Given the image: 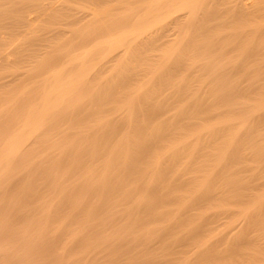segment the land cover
<instances>
[{"label": "rangeland", "instance_id": "1", "mask_svg": "<svg viewBox=\"0 0 264 264\" xmlns=\"http://www.w3.org/2000/svg\"><path fill=\"white\" fill-rule=\"evenodd\" d=\"M75 1H77V0H75ZM75 1H70V6L73 9L75 8L77 10L76 7H80L83 4L80 3L81 0H78L77 2H75ZM4 8H1V10L2 11L4 10L6 13L7 8H6V10ZM168 8L166 7V9H165V7H164L162 10L167 11ZM76 10H74V11H76ZM170 11L172 13H170L168 15L166 14L167 16L166 15L164 16L163 23L165 21L168 23V21L170 20L169 17L170 16H171V18L173 17V8ZM61 13L63 14V12H60V14H57V15H61ZM64 13H66V12H64ZM10 14L12 15V13H10ZM14 14L15 13H13L12 16H14ZM7 15H6L7 17H11L12 19L14 18L8 14V11H7ZM233 15L235 16L236 13L235 14L230 13L228 15H226V14L223 15V17L225 18L223 20L227 24H229L230 26H234L236 24L239 26V25L250 24V23L256 24L258 22H261V23L264 22V18L258 19V17H254V15L248 16L245 13L244 14L241 13L240 15H238L237 19H235L237 16L234 17ZM243 15H245V16L247 15L249 18L250 17L251 18L250 19L246 18L247 16L245 17ZM6 16L3 17L4 20L6 19L5 18ZM240 16H242L243 19ZM55 17H54V19L52 17L50 19L47 18L45 21H39V22L36 21L37 22V23L35 22L36 26L33 24L32 29H30L31 26L25 27V25H23L25 27V29L23 26H20L23 28H20L18 26L19 29L18 28L14 29L15 24L13 25V22L12 23L10 22V21H12V20H10L11 18L10 19L7 18V21L6 20L1 21L3 23L0 22V33L2 32L3 33L2 35L5 34V37L6 38L8 37L7 40H12V43L14 42L13 44H15V42H16L15 47L12 44V47L16 51L15 53L18 54L20 51H22L19 53V55L14 53V55H13L14 58H10V60H11L9 62L10 64L8 63V61H5L4 58H3V60L0 59V66H1L0 67V82H1L0 83V142L1 143H2V139L4 140V138L6 136H8L11 131L13 132L14 130H16V128L19 125L18 123H20L22 115H24L25 112L28 110V109L26 110V107L29 108V107L35 106L36 105L35 103L38 102L41 95L45 92L44 90L47 91V88L49 87V84L48 85L45 84V86L46 85L48 86V87L47 86L45 87L43 85V83H41V82H42V79L44 78L42 76V74H43L42 70L44 68V64H46V62H48L51 59V58H48V57H51V55L50 56L47 55L45 57L43 56L44 58L42 56H40L41 59L43 58L41 60V62H43L42 63L43 65H40L39 63H37V64L35 63V62H40L39 61L40 59L34 58V56L36 54L34 55V54H32V52L35 50L38 51V49H39L40 50L39 53L45 52L48 54H50V53L53 54L52 50L53 49L58 50L61 46V47L67 48L66 51H64V49H62V48H60L61 50L59 49L60 51H63L62 52L63 54H61V55H64L66 52H68V48H70L69 45L67 44L69 42V40L71 39V37L69 36L70 32L75 31L76 29L79 31L80 27L84 26V24L80 25V23H78V25H76L75 28L72 26L66 27V26H64L65 21L67 22L66 17L64 18L62 16L61 17L58 16V17H56V19H55ZM226 18L227 19L229 18V19L227 20ZM166 19H168V20H166ZM230 19H231V21H230ZM238 19H240V20L237 21ZM55 20H57L59 25H63V26H60V28H61L60 30L63 29V31H66V30L68 31V29H69V31H68L69 34L67 37H65L66 39L65 38L61 39L62 43L60 42V40H59L60 43H55L56 40H52L51 42L46 43V42L42 41L41 37L44 34L46 35V33L50 34V32H49L50 30L54 31V30L59 29V25H58V23L55 24L56 23ZM232 20L234 21V23ZM214 22H216V21H214ZM61 23H63V24H61ZM8 24H10L11 26H7ZM164 24L161 25L162 27L159 26L157 28V32H156V27H153V28H151V30L149 29V32L145 33V36H147L151 32H154V33L156 32L157 41L155 42L154 46H152V47L151 46L146 47V45H144V49H146L147 52L144 54V56L142 54L141 57L139 56V54L138 55L136 54L138 57L136 58L134 56L135 60H136V62H134V63L132 62V61H135L134 57H130V55H132V56L134 55L133 47L136 45V43L134 45L133 42L129 43L126 47L121 49V51H123V53L125 54V57H123L124 58L123 59L122 56H124V54H122L119 57L118 61L116 60L117 61L116 63H113V61H115V60H113L114 58H112V57H114V54L111 53L108 55L109 57L107 56V53H109V51L107 50L108 49L107 45H106L107 48L103 50L104 53L102 51V46H103L102 44H101L102 46L100 45L101 48H98L99 50L97 49V50L93 51L92 56L89 55V57L87 58V62H90L92 57H93V59H92L93 61L91 60V62H96L97 59H98V62L100 61L99 63L96 62L97 65H96V63H94V64H92L91 62L88 63V64L94 65L96 72L98 70L99 73L97 72V74H93V76H95L96 79L94 78L95 79L94 80L90 77V79H91V81H90L89 76H88V78H87L88 80H87L86 86H85L86 88L84 87V85H83V87L85 89L82 87L84 90L82 88H80V90L82 89V91H79V92H82V94L79 93L76 96L72 97L71 100L68 99L69 103L67 102L68 105L66 104L65 108L69 107L70 110H68V112L66 113V110L63 109L64 112H61L62 111L61 110L60 113H58L57 115L54 116L55 118L53 117L51 119V121H50L51 126L49 129L54 130L56 128L57 131L51 130L53 132V133H51L50 130L48 129L45 132V135L43 134L42 136L39 137V140H37V142L35 143L36 146L34 145L35 147L33 146L34 148H32V150L35 149L36 152L37 151L39 152V150H36V147H38L37 149L40 148L41 153L42 152L48 153L49 155L47 154V156L44 155V153H43V156L45 159L49 156H53L54 153L57 156L59 154L58 151L55 152V150L51 149L52 147H51L50 143L57 142V141H59V142L70 141V140L72 141L74 139L78 140V138H80V136L76 137V138H75V136H77L79 131H81V127L82 128L87 127L86 129L84 128L85 130H87L88 128H89L88 129L89 131L91 129L93 130V133H91L92 130L90 131V134L88 135V137L94 136L93 134L98 135V133L100 132V134H101L100 136L102 138H105L104 140L108 141V144H112L115 141L117 142L120 139V137L122 136V134H124L125 132H128V130H130V131L132 130L130 127V123L132 122V120H129V118L133 119V121H136V120H139V119H137V116H138V118H140L142 116L140 118V121L145 120L144 111L146 110L147 107H151L154 110L153 115L155 117H153V118L155 120H153V124L154 123L158 124L161 122V120H162V122L160 124L168 123L167 122L168 118L170 120L172 119V121H170L171 124H176L180 127H181V125L183 127L186 123H188L189 125L188 124H186V125H188L189 128H192V129H190L189 131H188V129L185 130L184 132H186V133H188V132L192 133L195 130H198L203 125L215 124L218 120H225V119L230 120L231 119L233 124L235 125V127L233 126L234 127L233 129H235V131H238V133L241 132L240 134L242 136H244L243 137L245 139L244 141H247L248 144L245 146L244 150L242 151L241 158L239 160H234V162H231V163L228 162L229 164H227L226 165L227 167L224 168V170H226V169L231 170V168H228V166L232 167L235 164V167L234 168L232 167L233 169L231 170L234 172H228V174L225 175V177H226L225 181H224V179H219L218 180L219 182L217 181V186H215L217 194H221V192L223 191L224 188H225L224 191H226V192L223 191L224 193L221 194V196L220 195L218 196L219 197L218 200H214V201H212V203L205 204V206L202 209H198V207H197L198 205L197 206L195 205L196 208L194 206V208L192 210H190L193 207V205L195 204V202H194L195 199H193V198H195L194 195H196L194 192L195 191L194 189L195 188H196V190L198 189L197 185H199V183L202 182L201 177L204 176V174H205V167H203L204 168L203 169L202 167H200V166L198 167V165H197V163H198L197 160H201V158L199 159L200 150L197 152L198 157L192 158V159H194V161H196L195 165L192 163V165L194 166L193 168H190V166L192 167V165H190V166L188 165V162H189L188 158L182 160L181 161L182 164H181V162L179 163L181 165L178 164V166L176 165L174 167L175 169L173 171H176L177 175L173 176L174 177L173 183L175 182L174 187L177 189H175L173 187V192H174L173 198L171 200H168L164 205L163 204L158 205L155 208V210L157 209L159 212L156 210L154 215L152 213H150L149 206L147 204H148V199L150 197L149 196L150 193L155 189V186H156L155 183L156 182L150 181V179H151L150 177L152 175V172L150 170L145 169V167L143 165H141L142 168H140V170L133 171L129 168V166H126L125 164H123L122 161L118 160V161H116L117 162L116 165L118 166V168L114 169L112 174L110 173V176H109V182H110L109 184L112 186L111 193H109V195L107 197L105 196L106 193L104 194V197H103V195L101 197V196H99L100 193L97 194L95 191L86 192L87 190L85 191V189L88 185V184H86V181L88 180V182H89V181H91L89 179L97 178V177L99 179L104 173L103 172L104 168H103L102 164L105 163L106 159L108 158V156L110 154L109 148H105L102 150V152L101 151L97 152V156H91L90 155L91 156L90 157V156H88L89 154L85 155L87 157L85 158V156H84V158H83L84 160L80 161L82 164L78 163L77 166L75 167V169L72 170L71 172L67 173L65 176H63V177L58 176L59 178H62V179L58 183L56 181L55 184L58 187V188H56V190L53 186L55 184H53V185H48V183L43 184V182H41L42 181L41 179H40L41 181L37 183V181H39V179L38 180L35 179V182H36L35 185H37L36 186L37 188L34 187L33 190H29L31 194H29V192H28V195L25 194V195H27L26 197L28 198V201H26L27 199L25 200V195L22 196L21 193H19L20 195L18 194L19 196L17 194L15 195V199L13 198V201H12V204L13 203L14 204L12 205L13 210L11 211V213L7 209L8 211L7 210H6V212L4 211V213L1 214V216H0V221L2 222V224H4L6 226V227L5 226L1 227L2 224L0 222V229L2 228V230L6 233V234L4 232L0 233V237L1 236L3 237V238L2 237L0 238V242H2V241L7 242V240L9 239V237H8L9 233L8 232H10L11 228L14 227L13 231H11L12 235H13L12 236L13 239H11V241H10L13 244H11L9 241H8L9 244H7L8 242L6 244L4 242H2V244H1L3 246L4 250L8 249L9 251L8 250H7V252L3 251V250L1 251V254L3 253L2 254L3 256L6 253L7 261L5 258L6 256L2 257V259H1L2 255L0 254V263L6 264L8 262V264H90L93 262L96 263V261H97V262H99V264H159V263L160 264H196L197 259L198 260L200 259L201 254H203V256L206 254V253H204V251H206L208 253H210L211 250L216 251L217 253L220 251L221 253L223 252L222 255L224 254V252L227 253L229 250V247H230L229 246L230 243H232L234 240H236L238 238V236H240L242 234V232L245 229H247L245 227L246 222L244 220V217L239 212H240V210H242L246 206L253 204V201L255 200L256 197L264 194V119H263L264 117H262V115L264 114V110L257 112L254 116L252 115V117L249 119V121L247 123H243V118H245L247 115H251L252 112L254 111L255 106L258 104L259 101H261L260 99L262 97H264V87H263L264 85H261V83L264 84V81H263L264 80V71L259 76L262 81L259 83L260 79L259 80L257 79L258 86L260 85V87H258L256 84V86H255L256 89H255V87H254V89H252V88L250 89L253 92H251L247 89L245 92V89L243 88L242 85H244V87H245L247 82H245L246 79L243 78L241 75L239 76V75H234L233 73L232 74L227 73V74H223L221 76V74H220L221 72L215 73L216 74L215 75L212 72H210L208 70V68L201 67V65H204V63H205L204 61H199L198 62L199 68L192 71L193 73L191 71L190 72L188 71L191 76L188 75L189 73L186 74L184 70L182 71V73H185V75L181 76L182 74L179 73L180 77H185L184 80L186 81V82H182V81L180 82V86L182 88L179 87V85H178L179 84L178 81H180V80H177V83L175 82L176 77H174L175 81L173 80L176 83V85L174 82H171L170 83L171 87H167V85L169 83L168 84L162 83V80L160 78L163 79L164 76L168 77L171 74L168 75L166 72L163 77L161 75L157 76V74H155V77H153L155 72H153V75L151 74L152 73L151 69L154 68V66H156L155 68H158L159 65L161 64V61H162L163 56H164V55H162L163 54L162 52L165 50L164 52H166V54H167V53L173 51V46H172L173 45V25H169V26L165 27ZM3 25H5L7 27L4 29ZM12 26H14V27H12ZM8 27H10V29ZM71 28H74V29H71ZM248 28H250V27H248ZM33 29H35V30L33 31ZM7 30L10 34H8ZM10 30H11V32H10ZM13 30L18 35L17 34L14 35ZM20 30H21V32H18ZM170 31H171V33H170ZM261 31L262 32H259L256 35L255 42L257 41V43L259 44L260 39H261L262 43H260V44L264 45V42H263L264 41V35H263L264 33H263V30H261ZM71 33L73 35V32H71ZM19 34H22V35H19ZM26 35H28V36L26 37ZM31 36H34V37H31ZM28 37H31V38H28ZM43 37H45V36H43ZM19 38L21 39V40H19V42L23 43V45H22L23 48H22V46L20 48V45L22 43L19 44V42L17 41ZM37 38L39 39V41ZM28 39L33 40V42L31 40L28 41ZM30 42H32V44L33 43L36 44V45L35 44L33 45V46H35V48H33V46H31V45L27 46L28 44H30ZM36 42L37 43L39 42L41 45L39 46V43L37 44ZM43 42L48 45V46H46V48L43 47V45H42V44H44ZM63 42L66 45L63 44ZM17 43H18V45H17ZM37 46H39V48ZM130 46H133V47H130ZM24 47H26L27 49H24ZM28 47H32V49H29ZM48 47L51 48L50 49L51 51L49 50ZM104 47H105V44H104ZM170 47L172 48L171 50L168 49ZM19 48H20V51L16 50ZM40 48H42V49H40ZM21 49H23V50H21ZM129 49L132 51H129V53H128L127 51ZM134 49H136V48H134ZM59 50L56 52L59 53ZM23 51H25V52L23 53ZM125 52H127V54ZM27 53L28 54L31 53L32 56L31 55L26 56ZM54 53H55V51H54ZM24 54L26 57L24 56ZM93 55H95V56H93ZM101 55H103V56L101 57ZM110 55H112V57ZM18 56H20V57H18ZM139 57L140 58L143 57L142 58L143 61L141 59H140L141 61L140 60L137 61L139 59ZM158 57H160V58H158ZM19 58H21V59H19ZM25 58H27V59H25ZM45 58L48 60L46 61ZM120 58H122V59L120 60ZM127 58H130V60H132L130 62L133 63L132 64L133 67L129 65V63H130L129 60H127V61L125 60ZM103 59L105 61H101ZM108 59L110 61L112 60L111 61L112 63L106 61ZM159 59H160V61H159ZM23 60H24V62H23ZM33 60H34V62H33ZM144 60H145V62H144ZM125 61L128 64V68L126 66H124L126 68V70L124 67L122 70H119V69H121L120 67H122L124 65ZM157 61H159L158 62L159 64L157 63ZM103 62L104 63L106 62V63L104 64ZM237 62L239 63V61H237ZM257 62H259V61H257ZM27 63H30L32 66L30 64H28V66H27ZM7 64H9V65H7ZM21 64H22V66L26 64L25 68L22 67ZM35 64L39 65L40 67L43 66L41 68L42 70L40 69L39 66L38 67L35 66ZM98 64L102 68L100 66H98ZM106 64H107V66H105ZM117 64H118V66H117ZM141 64H142V66H140ZM245 64H247V62H245ZM259 64L261 67L264 66V65H262V64H264V60L260 61ZM3 66H5V67H3ZM95 66H97V68ZM108 66H109L108 70H105V69H107ZM110 66H112V67L110 68ZM129 66H130V68H132V69L135 68V69L130 70ZM144 66H145V68L143 69ZM151 66H153V67H151ZM36 67H37V70L39 69L41 72L40 71L38 72L35 69ZM116 67H118V68H116ZM94 68H93V70H94ZM112 68H114V70ZM99 69H100V71H99ZM111 69L113 71H111ZM115 69H118V70L116 71ZM263 69H264V67H263ZM104 70H105V72H104ZM123 70H125L126 72H123ZM148 70L151 72H149ZM27 71H29V73H27ZM109 71H111V72H109ZM130 71H132V72H130ZM139 71H142L144 74V76L141 78H140V76H142L143 74H142V72H139ZM94 72L95 71H93V73ZM116 72L118 73V75H119V73L122 74V76H120V78H119V76L117 75ZM134 72L137 74H135ZM24 73H26V74H24ZM91 73L92 72H90V74H89L90 76L92 75ZM125 73L126 74L128 73V77H129V75L134 74L132 77H134L135 79L129 78V79H132V82H130V86H128L129 84L126 82V85H125V83L123 85V86H125V87H123V88H125L124 89L125 91H123L124 93L120 92V91L118 92V90H115V89H118L119 87H120L119 90H121V91L123 90V89H121L122 88L121 85L119 86L118 81H121V79L123 80V77H127V75ZM145 74H148V75L145 76ZM207 74H209V75H207ZM23 75H25V76H23ZM36 75H38L39 77L38 76L36 77ZM64 75L68 76L69 73L66 72L62 76V79L66 80L67 76L64 77ZM115 75H117V76H115ZM186 75L188 77H186ZM21 76H23V78ZM114 76H115V79L119 78L120 80L118 79L116 82V80L114 79ZM149 76H152V77H149ZM159 76H161V77H159ZM146 77H149V78H146ZM217 77H219V78H217ZM240 77H242L243 79L242 78L239 79ZM244 77H246V76H244ZM247 77L249 78L250 76H247ZM28 78L31 81L27 80ZM145 78L149 79V80H151V78H152V80H154V81L156 78L157 79L159 78V80H156L157 82L152 81L151 85H152V87L155 85L157 86L159 84L161 86L164 85L163 89L162 88L159 89V92L161 89L163 91L160 92V94L158 93L157 95L159 97V95H161L162 93L163 94L161 95V97H159V100L157 99V97L156 98L154 97L153 99H155V100L157 99L156 100L157 103L161 100L164 103L166 101L167 104L166 103L165 104L167 106L162 104V102H160V107H159L160 110H158L159 105L152 107L153 105L156 104V102H154V100L151 99V96L150 97L148 96L149 94L146 92L147 88L144 89V87H143V85L146 86L145 82L147 80ZM187 78H189V80ZM129 79H128V81H130ZM144 79L146 81H144ZM111 80H112V82H111ZM113 80H115V81H113ZM134 80H136L135 83H133ZM137 80H139V81H137ZM241 80L243 82H245V84L243 82L241 84L238 83ZM143 81H144V84H143ZM188 81H191L190 82L191 84H188L187 83ZM228 81H229V83H228ZM231 81L233 83L235 82L236 84L235 83L232 84ZM32 82H34V83H32ZM38 82L40 83L39 86H38V84H39ZM97 82H99V83H97ZM100 82H102V83L100 84ZM115 82L117 84H114ZM200 82H202V83H200ZM224 82L226 83L225 86L230 84L229 89L227 88L229 85L227 87H225ZM31 83L34 85H32ZM94 83H96L95 86H98L97 87L98 88L97 93H96L97 88L94 91V88H95ZM110 83H113V85ZM155 83H158V84H155ZM237 83L239 84V86H237V89L234 88V90H231L232 87H235V85H237ZM3 84L4 85L6 84V85L4 86ZM107 84H110V85H107ZM10 85H12V86H10ZM19 85H21V86H19ZM100 85H102V87L104 86L103 88L105 90ZM111 85H112V87H111ZM190 85H191V87H189ZM231 85H233V86L231 87ZM15 86H17V87H15ZM108 86H110L111 88ZM113 86L114 87L119 86V87L114 88ZM175 86L178 87V89ZM241 86H242L243 90H242V88L240 89ZM126 87H130V88L126 89ZM137 87H139V88L136 89ZM132 88L134 90H132ZM226 88L228 89V91L225 92V90H227ZM21 89H22V91H24V94L22 95L21 99L17 103L18 105L16 104L17 106L15 105V107H13V108L12 107L7 108L8 105L6 104V102H7L6 99L9 98L8 94L11 93L10 95H12L13 94L12 91H14V93L15 92L17 93V92L21 91ZM110 89H112L111 93H109ZM186 89H188V90L192 89L191 91L189 90L191 93V96H190V93L188 90L187 91L189 93V96L188 95H187V97L185 96L187 94ZM106 90H107V92H106ZM129 90H132V91H129ZM171 90H174V91H171ZM87 91H88V93H91V91H92L91 95H93L95 97L92 98L93 96L91 97L90 94H88V98H90L88 100V98L86 97L87 93L85 94V92H87ZM101 91L105 92V93L103 94V93H101ZM115 91H116V93L118 92L119 94H116ZM130 92H132L134 94H129ZM141 92H142V94H140ZM178 92H180L182 95L177 94ZM197 92H198L199 97H200L199 98L197 95V98H199V99L194 97V95H196ZM221 92H222V94H221ZM223 92L226 94L224 95ZM227 92L229 93V95ZM28 93H29V95H28ZM83 93L85 94V96ZM168 93L171 95H169ZM101 94L104 95L105 97L102 96ZM100 95L102 96L101 98H102L103 102L101 101ZM107 95L109 98H111L112 96H114V97L117 96L116 97L117 99L116 98L109 99L107 97ZM126 95L129 97V99L125 98ZM132 95H133V97H132ZM144 95L145 96L147 95L146 97H149V100ZM123 96H124V98H123ZM162 96H163V98H162ZM164 96H166L167 98L164 99L165 98ZM78 97L80 99V102H79ZM82 97L85 98V101L82 100L83 99ZM98 98H100L99 101H98ZM179 98H182L183 100L182 99L180 100ZM193 98L196 100L193 101ZM225 98L226 99L229 98V99H227L228 101ZM108 99H109V102H108ZM115 99H116V101H114ZM124 99H125V102H123ZM135 99L137 100L138 105H136V103L134 104V106H135V109L133 112L134 115H132L133 117H130L131 113L123 112V111L128 110V101H135ZM163 99H164V101H163ZM223 99H225V100H223ZM126 100H128V101H126ZM143 100L144 101L146 100L145 103H141V101H143ZM263 100H264V98H263ZM90 101H94L95 105L90 104ZM100 101H101V103H99ZM148 101H150L149 105H146V104H148L147 103ZM182 101H184V102H182ZM185 101H187V102H185ZM190 101L194 104V105H192V106H194V108L191 107L192 103H190ZM200 101H203V104H199V103H202ZM70 102H72V103L70 104ZM77 102H79L80 104L82 103V105L77 104ZM168 102L169 103L171 102V103L169 104ZM96 103L98 105H96ZM105 103H106V105H105ZM123 103L124 104L126 103V104L124 105ZM151 103H153V104L151 105ZM188 103H190V105ZM197 103H198V105H197ZM33 104H35V105H33ZM143 104H145L147 107ZM195 104H196V107L199 106V108L197 107L198 111H197V108H195ZM226 104L228 106H226ZM88 105H89V107H88ZM101 105H103L104 107ZM181 105L184 108L186 107L185 110L193 108L192 110L190 109V111H194V112L197 111L196 113H198L199 117L197 118L198 115H195L196 113L193 114V112H188V113H192L194 116H196V117H194V119L192 118V116H193L192 114H188L191 118H189V116H187V115H183V111H184L183 109L184 108L181 109L182 108ZM184 105H189V106H184ZM98 106H101L102 108H100ZM136 106H140V107H137V110H136ZM201 106H202V109H200ZM163 107H165V108H163ZM175 107H178V108L181 107L180 110H182V111L178 110V108H175ZM187 107H190V108H187ZM23 108H25V109H23ZM98 108H100L101 110ZM141 109H144V110L141 111ZM77 110H79V111L77 112ZM139 110L141 111V113H139L140 112ZM155 110L156 111L158 110V111L156 112ZM75 111L79 114L81 113L79 116V117H81L80 124L77 123V122H79L80 118L78 120L76 119L77 121L74 120V118L78 117V115H79ZM187 111L188 110H186L184 114H186ZM14 112H15V114H14ZM122 112L124 115L122 114ZM155 112L157 113V116L159 115L160 119H158V121L160 120V122L157 121L158 117H156ZM179 112H181V113L179 114ZM260 112L262 114H260ZM258 113L260 114V116ZM59 114H63V116L61 115L62 118ZM135 114H136V116H135ZM118 116H119V118H118ZM56 117H57V119H56ZM69 117H71V118H69ZM126 117L128 118L129 121H127ZM187 118L189 119L190 123L188 122ZM195 118H196V120H195ZM199 118H200V121L198 120ZM59 119H60V121H59ZM72 120H74V121H72ZM55 121H59L58 122L59 124ZM105 122H107V123H105ZM173 122H175V123H173ZM53 123L55 126H53ZM196 123H197V125H196ZM191 124H193V126H190ZM92 126H93V128H92ZM90 127H91V129H90ZM98 127H99V129H98ZM83 130L80 132L82 134L81 136H83L86 139H92L93 138V137L87 138L86 135L89 131L88 130H87L88 132L84 131V134H83ZM77 131H78V133H77ZM48 133H50L51 135ZM61 133H63V134H61ZM157 134L156 133L152 134V135H154L155 138L153 136L152 137L156 141H157V138L161 139L160 137L162 136L161 132H160V136H158ZM106 135H108L110 137H108ZM44 137H45V139H44ZM47 137H48V139H47ZM51 137H57V140H54ZM204 137H206V139L204 138L203 140L201 139V141H200V142H202L201 145L202 144H204V145L200 146V147H205V144L209 147L210 144H212V140H213V147L211 148L212 145L209 148L206 146L204 149L201 150L202 154L200 156L203 157L205 155L204 158H202V159H204V160H206V159L211 160L212 159L213 161L210 163L211 164L215 163L218 160L220 154H222V152H223L222 148L224 147L223 145L225 144L224 141H226L229 138L227 137V135H224L222 137V134L219 135L218 138L215 137V139L212 136L208 137V135L204 136ZM218 139H221V141ZM207 140H210V141L207 142ZM39 141H41V144ZM164 141H166V140H164ZM164 141L163 140L157 141V143L158 144L160 143L162 145L165 143ZM217 141H218V143H217ZM43 142L46 144L45 148H47V149L43 148V146L41 147ZM47 142H49L50 145L49 144L47 145ZM176 142H178V141L173 139V143H176ZM223 142H224V144H223ZM1 143H0V145H1ZM37 144H39L40 146ZM218 145H222L223 147L219 146V148L217 150L216 146L218 147ZM214 147H215V150H212ZM43 149H45V150H43ZM48 149H51V150H49L48 152H45ZM261 149H262V151H261ZM34 154H36V153H34ZM31 155L33 156L32 153H31ZM69 155H71V154H69ZM69 155L65 154V155H63L62 158H68ZM105 155H106V157H105ZM29 156H30V154H29ZM261 156H262V158H261ZM28 158L29 157L27 155L26 159H28ZM66 160L68 161V159H63V161H66ZM118 163H120V164H118ZM93 165H95V167ZM187 165L189 168L188 169L184 168V167H187ZM17 166L18 165H15L13 172L11 171V173H9V174H10V176H12L13 181H16V183H17L16 184L14 182V184L17 185L15 187L19 189L17 192H20V191L22 192L21 188L27 187V186H25L26 184L27 185L33 184V179H31L30 174H28L25 171H22V168L20 169V167L18 166L19 167L18 168ZM190 169H192V170H190ZM76 171H78V172H76ZM226 173H227V171L224 174H226ZM229 173H231V174H229ZM180 176H181L182 180H180ZM175 177H177L179 179H177ZM79 179H81V180H79ZM191 179H193V180H191ZM232 179L235 181H233ZM228 180H230L229 182H231V181H233V182H231V184L229 185L226 183V181H228ZM177 181L179 183H177ZM186 181H187V183H185ZM235 182H238V183L240 182V183L236 185ZM232 183H234V185ZM184 185H186V186H184ZM194 185H196V186H194ZM182 186H184L185 189L181 188ZM235 186H237V187H235ZM180 188H181V190H180ZM65 189H67L66 191H64L65 194H62V193L60 194V191L65 190ZM182 189H184V190H182ZM229 189H231V190H229ZM38 190H39V192H37ZM53 190H55V191H53ZM176 190L178 192H175ZM32 192H34V194ZM58 193L60 194L61 199H60ZM225 193H227V194H225ZM233 193L238 194L239 197H241V199L238 197L237 200H235L236 199L235 198V199H231V200L227 201L225 198L230 197V195H233ZM190 194H193V195H190ZM83 195H84L85 199H84ZM191 196H193V197H191ZM19 198H21V199L18 200ZM23 199L25 200V202ZM80 199H82V200L84 199L83 202L80 204L76 203L77 201L78 202L82 201ZM191 199H193V200H191ZM22 200H23V202H22ZM18 202H20V203H18ZM101 202H102V204H101ZM27 203L29 206L27 205ZM70 204H71V206H70ZM222 204H224L225 206L222 207L223 206ZM189 206H191V207H189ZM8 207H10V206H8ZM87 207H91L92 210L95 209V211H93L91 214H89L87 212ZM187 207H188V210H187ZM68 211L70 213H68ZM165 211H167V212H165ZM187 211H188V213H187ZM7 212H9V214ZM162 212H164V213H162ZM169 212L170 213L172 212V213L169 214ZM203 213L205 214V216ZM10 214H12V216H10ZM63 215H65V216L68 215V219L66 220L67 226H59V224L57 223V220H59L58 217L64 218L65 216L63 217ZM169 216H171V217H169ZM260 216L262 218L261 217H258V218L263 219L264 213H263V215H260ZM2 217H3V220H2ZM5 217H6V219H5ZM170 218H173V219L170 220ZM11 219L13 221H10ZM77 219L78 220L80 219L82 222L85 221L86 223L87 222H89V223L83 225V227L81 228V227H79L80 225H78L75 222V220H77ZM53 222H55V223H53ZM10 223H12L11 226H10ZM7 225L10 227H7ZM51 226H54V227L51 228ZM257 228H258L257 226L256 227L254 226L253 229H249L248 232H249V235L251 238H253V239L257 238L259 240V242H260L259 246H260L261 250H263L261 252H264V247H262V246H264V239L262 240V238H264V228L263 229H257ZM80 229L82 232L79 231ZM7 230H10V231H7ZM27 230L28 231L30 230V231L27 232ZM76 230H77V233L80 232V234L78 233L76 235L74 233ZM133 230H134V232H133ZM3 233L7 236H5ZM94 235L96 238H98V240H96L97 242L92 240V237ZM106 237H107V239H106ZM232 238H234L233 241H232ZM14 240H15V242H13ZM261 243H263V244H261ZM3 244H5L6 247L8 245L9 247L4 248L5 246ZM215 246L217 249L215 248ZM10 250H12V251H10ZM11 252H13V253H11ZM10 253L13 254L14 257ZM226 253L224 254L226 256V258H223L221 260L214 261V262L213 261H205L204 264H225L229 258V257H227ZM262 254H263V259H264V253H262ZM262 254H261V256H262ZM8 255H11L9 257L10 258L9 260H10V262H13V263H9ZM12 257H13V259H12ZM153 257H155L154 260L152 259ZM4 258H5V260H4ZM260 264H264V260H263V263H260Z\"/></svg>", "mask_w": 264, "mask_h": 264}, {"label": "bare ground", "instance_id": "2", "mask_svg": "<svg viewBox=\"0 0 264 264\" xmlns=\"http://www.w3.org/2000/svg\"><path fill=\"white\" fill-rule=\"evenodd\" d=\"M70 1H75V0H0V22L5 21V20L7 21V18H9V19L11 18V17H7L8 16L7 11H8L9 15H11L10 13H12V15H13V13H15L14 16L11 15L14 18L10 19V20H12L10 22L11 23L13 22V25L15 24L14 25L15 27L12 26V27H14V29L15 28L19 29V27L23 26V25H25V27L31 26L30 29H32L33 28L32 25L33 24L35 25L36 21H38V22L39 21H45L47 18L50 19L51 17L54 19V17L57 14H60V12H63V14L61 13V15H57L56 17H58V16L59 17L62 16L64 18L66 17L67 22L65 21L64 26H66V27L72 26L75 28V26L78 25V23H80V25L84 24L83 27H80V29L78 28L79 31L77 29L75 31H71V32H73V35L70 32V34L72 35L71 36L68 33L69 29H68V31L67 30L63 31V29L60 30L61 29L60 26H63V25H59L57 20H55L56 21L55 24L58 23L59 29L54 30V31L50 30L49 31L50 34L46 33V35L45 34L43 35L45 37L40 36L42 38V41H44L46 43L51 42L52 40H56L55 43H60V42L62 43L61 39L67 37L69 34L71 39L69 40V42L67 44L69 45L70 48H68V52H66L64 55H61V54H63L62 53L63 51H60L61 50L60 48L64 49V51H66L67 48L61 47L60 45H59L60 50L58 49L59 53H57L56 51H58V50H55V49L52 50L53 54H51V53L48 54V53H45L44 51H43L44 53H39V51H40L39 49H38V51L35 50L32 52V54L37 55V56L35 55L36 57L34 56V58H39L40 62L45 56L51 55V57H48L51 59L48 62H46V64H44L43 70L41 69L43 66L40 67L39 65H36L37 63H39L40 65H43L42 64L43 62H41V63L35 62L36 63L35 66H37V67L39 66L40 69L43 71L42 76L44 78L42 79L41 83H43L44 86H45V84H47V85L49 84V87L46 85L48 87L47 91L44 90L45 92L41 95L38 102L35 103L36 105L33 104L35 106L29 107V108L26 107V110L27 109L28 110L25 112L24 115H22L20 123H18L19 124L18 127L17 128L15 127L16 130H14L13 132L11 131L10 134L4 138V140L2 139V143L0 142L1 143V145H0V192H1L0 193L1 194L0 195V216H1V214L4 213V211L6 212L7 209L11 213V211L13 210L12 205L14 204V203L12 204V201H13V198L15 199L16 194L18 195L19 193H21L22 196H24L25 194L28 195V192H29V194H31L29 190H33L34 187L37 188L36 187L37 185H35L36 184L35 179H37V180L39 179V181L36 180L37 183L42 180L41 182H43V184L48 183V185H53L56 183V181L58 183L62 179L59 177H63L67 173L74 170L75 167L77 166V164L81 163L80 161L84 160L83 158L85 155L89 154L88 156H90V155L91 156H97V152H100V151L102 152V150L105 148H109L110 154H109V156L107 155L108 158L106 159L105 163L102 164L103 168H104V171H103L104 173L99 179H98V177L97 178H91V179H89V180H91L89 182L86 179L87 180L86 184H88V185H87V187L85 186L86 187V189L84 188L85 191L86 190H87L86 192L95 191L97 194L100 193L99 196H101V197H102V195L104 197V194L106 193L105 196L107 197L109 195V193H111V189H112V186L109 184L110 183L109 182V176H110V173L112 174L114 169L118 168V166L116 165L117 164L116 161H118V160L122 161L123 164H125L126 166H129V168L133 171L140 170V168H142L141 165H143L145 167V169L150 170L152 172V175L150 177L151 178L150 181L156 182L155 183L156 184L155 189L150 193V195H149L150 197L148 199V204H147L149 206L150 213H152L154 215L155 211L157 210V209L155 210V208L158 205H160V204L164 205L168 200H171L173 198V193H174L173 187L175 186V184H174L175 182L173 183V180H174L173 176L177 175L176 171H173L175 169L174 167L176 165L178 166V164L186 158L189 159V162H188L189 166L192 165V163L195 165L196 161H194V159H192V158L198 157L197 152L199 150H200V155H201L202 154L201 150L207 146L205 144V147H200V146L204 145V144L201 145V143H202V142H200L201 139L202 140L204 138L206 139V137H204V136H207V135H208V137L212 136L215 139V137L218 138L219 135L222 134V137L224 135H227V137L229 139L224 141L225 144L223 142L224 147L222 145H218V147L216 146L217 150H218L219 146H222L223 152H222V154H220L218 160L215 163L211 164L210 162L213 161L212 159L211 160L210 159L204 160L202 158H204L205 155L203 157L199 155V159L201 158V160H197V162H198L197 165H198V167L199 166L202 168L205 167V174H204V176L201 177L202 182L199 183V185H197L198 189L197 190H196V188L194 189L195 190L194 192L196 194V195H194L195 198H193V199H195L194 200L195 204L193 205V207L190 210H192L195 205L196 206L198 205L197 206L198 209H202L205 206V204H209V203H212V201H214V200H218L219 199L218 196L219 195L221 196V194H223L226 191H224L225 190V188H224L223 189L224 192L220 191L221 194H217L216 189H215V186H217V181L219 179H224V181H225V179H226L225 175H227L228 172H234L231 170L235 167V164H234V166L231 165L233 168L228 166V168H231V170L228 169L229 171L227 169L224 170V168L227 167L226 166L227 164L234 162V160H239L241 158L242 151L244 150L245 146L248 144L247 141H244L245 139L243 138L244 136H242L240 134L241 132L238 133V131H235V129H233L235 127V125L233 124L231 119L230 120H228V119L218 120L215 124H212V125H203L198 130H195L192 133L184 132L187 129H188V131L190 129H192V128H189L188 123H186L188 125L185 124L186 126L184 125L182 127V125H181V127H180L176 124H171L170 121H172V119L170 120L168 118L167 119L168 123L160 124L162 122V120H161V122H160V120L158 121V119H160V117H159V115L157 116L156 112L158 110H160L159 107H160V102H162V100L159 101L158 103L156 102V100L157 99L159 100V97H161V95L163 94L162 93L161 95H159V97L157 95L158 93L160 94V92L163 91L162 89L164 88V85L161 86L159 84V85H157L158 87L155 85L158 89L155 86L152 87L151 82L154 80H152V78H151V80L146 79V78H149L152 76L146 77L145 79L147 81L144 79V81H146L145 82L146 86L143 85V87H144V89L147 88L146 92L149 94L148 95L149 97L151 96V99H153L154 97L155 98L157 97L156 100L153 99L154 102H156V104L153 105L152 107L159 105L158 110L157 111L155 110L156 111L155 115H156V117H158L157 121L160 123H158V124L154 123L153 124V120H155L153 118V117H155L153 115L154 110H153V108L146 106V105H149L150 101H148L147 102L148 104H146V105L143 104L147 107L146 110L144 111L145 120L140 121V118L142 116L140 118H138V116H137V119H139V120H136V121H133V119L129 118V120H132V122L130 123V127L132 130L131 131L128 130V132H125L124 134H122V136L120 137V139L117 142L113 141L114 143L108 144V141H105L104 140L105 138H102L100 136L101 135L100 132L98 133V135L100 137L96 134H93L94 135V136H92L93 138L88 137V135L90 134V131L92 130L91 127H90V129H91L90 131L88 130L89 128L87 129L89 132L87 130H85L87 127L86 128L84 127L85 129L81 127V131L84 129L83 134H84V131H87L88 133H87L86 137L92 138V139H86L83 136H81L82 135L80 133L81 131H79L76 128L79 131V133L77 131V133H78L77 136H75V135L74 136H75V138L80 136V138H78V140L74 139L72 141L71 140L70 141H61V142L57 141V142L50 143L51 147H52L51 149L55 150V152L58 151L59 154L57 156L54 153L55 156L52 154L53 156H49L45 159L43 156L44 152L41 153L40 148L37 149L38 147H36V150H39V152L38 151L36 152L35 149L32 150V148H34L36 146L35 143L37 142V140H39V137L42 136L43 134L45 135V132L50 128L51 119L55 115L60 113L61 110H62L61 112H64L63 109L66 110V113L68 112V110H70L69 107H68L69 109L65 108V105L66 104L68 105V103H69L68 99L71 100V98L76 96L77 94H79V93L82 94V92H79V91H82V89L86 86L88 76H89V79H90V77L92 79L95 78V76H93V74H97L98 70L96 72L94 65H92V64H94L96 62L99 63L100 61L98 62V59H97L96 62H91V60L93 59V57H92V59L90 60V62L92 64H88V63H90V62H87V58L89 57V55L92 56V52L97 50L98 48H101L102 45H103L102 51L104 49H106L108 46L107 50L109 51V53H107V56L111 53L114 54V57H112V55H110V56L112 58H114L113 60H115V61H113V63H116L118 61L119 57L122 54H124L123 51H121V49L126 47L129 43L133 42V44L135 45V43H136V45L134 47L130 46V47H133V50H134V55L133 56L130 55V57L135 56L137 58L138 54L140 57L142 54L144 56V54L147 52V50L144 49V45H146V47L147 46H151V47L154 46L155 42L157 41V34H156L157 28L166 22L165 21L163 23V18L166 14L168 15V14L172 13L170 11V10H172V8H173V17L171 18V16H170L169 17L170 20L168 21V23L166 22L164 24V26L166 27L169 25H173V45H172L173 51H171L167 54H166V52H164L165 50L162 52L163 53L162 55H164V56H163V59L161 58L162 59L161 64L159 65L158 68H155L156 66H154V68L151 69L152 75H153V72H155L153 77H155V74H157V76L161 75L163 77L165 75V73L167 72L168 75L169 74H171V75H169L168 77L164 76L163 79L160 78L162 80V83H167V84L169 83L170 84L171 82L175 81L174 77H176L175 82L177 83V80H180V81H178V83H179L178 85H179V87H181L180 82L181 81L186 82V81L184 80L185 77H180V74H182L181 76H183V75H185V73L187 74L190 71L192 72V71L196 70L197 68H199L198 62L204 61L205 63H204V65H201V67L208 68V70L210 72H212L213 74L221 72L220 73L221 76L223 74H227V73H230V74L233 73L234 75H239V76L241 75L243 78L246 79L245 82H247L245 87H244V85H242L243 88L245 89V92H246V89L251 91L250 89L251 88L254 89L256 84L258 86L257 79L258 80L260 79L259 83L262 81L259 76L264 71V69H263L264 66L261 67L260 66L261 63L259 64L260 61L264 60V45L260 44V43H262L261 39H260L261 37L259 38L260 39L259 44L257 43V41L255 42L256 35L259 32H262L261 30H263V33H264V22H262V23L258 22L256 24L250 23V24H244V25H239V26L236 24L234 26H230L229 24H227L223 20V19H225L223 17V15H225V14L228 15L230 13H234V14L236 13L235 16H237V17L235 19H237L238 15H240L241 13H243V14L245 13L248 16L254 15V17H258V19H263L264 18V0H81L82 2L80 1V3H82L83 5L80 7H76L78 11L75 8L73 9L70 6ZM77 1H75V2H77ZM164 7H165V9H166V7L167 8L169 7L170 9L168 8L167 11H164V10H162ZM1 8H4L5 10L7 8L6 13L4 10L2 11ZM74 10H76V11H74ZM64 12H66V13H64ZM4 16H6L5 20L3 18ZM243 16H245V15H243ZM248 16L246 18H249ZM56 17H55V19H56ZM240 17H242V16H240ZM168 19H166V20H168ZM242 19H243V17H242ZM239 20L240 19H238L237 21H239ZM214 21H216V22H214ZM230 21H231V19H230ZM1 23H3V22H1ZM233 23H234V21H233ZM10 24H8L7 26H11ZM61 24H63V23H61ZM3 26H4V29L7 27L5 25H3ZM23 27H20V28H23ZM25 27H24V29H25ZM153 27H156V32L155 33L151 32L149 35L145 36V33L149 32V29L151 30V28H153ZM248 27H250V28H248ZM8 28L10 29V27H8ZM74 28H71V29H74ZM11 30H10V32H11ZM34 30L35 29H33V31ZM7 32H8V30H7ZM13 32H14V35L17 34L14 30H13ZM18 32H21V30ZM170 33H171V31H170ZM2 34L3 33L1 32L0 33V59L3 60V58H4V60L8 61V63H9L11 61L10 58H14L13 55L16 52L14 50V48L12 47V44L14 42L12 43V40H7L8 37L6 38L5 34L4 35H2ZM8 34H10V33L8 32ZM19 35H22V34H19ZM27 36L28 35H26V37ZM34 36H31V37H34ZM31 37H28V38H31ZM19 40H21V39L19 38L17 41L19 42ZM29 40H31V39H28V41ZM59 40H60V42H59ZM31 41L33 42V40H31ZM38 41H39V39H38ZM32 42H30V44H28L27 46H29V45L33 46L35 43L32 44ZM21 43L22 42H19V44H21ZM63 44H65V43L63 42ZM104 44H105V47H104ZM13 45L15 47L16 42ZM17 45H18V43H17ZM22 45H23V43L20 45V48ZM40 45L41 44L39 43V46ZM42 45L45 48H46V46H48L45 43ZM39 46H37V47L39 48ZM26 47H24V49H27ZM20 48L16 49V50L20 51ZM22 48H23V46H22ZM28 48L32 49V47H28ZM33 48H35V46H33ZM134 48H136V49H134ZM40 49H42V48H40ZM50 49L51 48H49V50ZM168 49L171 50L172 48L170 47ZM21 50H23V49H21ZM54 51H55V53H54ZM129 51H132V50L129 49L127 52L129 53ZM20 52H22V51H20ZM24 52L25 51H23V53ZM127 52H125V53L127 54ZM19 53L18 54L15 53V54L19 55ZM28 53L26 54V56L31 55V53L30 54H28ZM103 53H104V51H103ZM24 56H25V54H24ZM40 56H42V57L44 56V57L41 59ZM93 56H95V55H93ZM102 56L103 55H101V57ZM18 57H20V56H18ZM123 57H125V54H124V56H122V58ZM135 57H134V60H135ZM140 57L137 61H139L140 59L142 60L143 57L142 58H140ZM122 58H120V60ZM158 58H160V57H158ZM19 59H21V58H19ZM25 59H27V58H25ZM104 59L101 61H105ZM47 60L48 59H46V61ZM125 60L126 61L129 60V62L132 61V60H130V58H127ZM106 61L111 62L112 60L110 61L108 59ZM159 61H160V59H159ZM159 61H157V63ZM237 61H239V63ZM257 61H259V62H257ZM23 62H24V60H23ZM33 62H34V60H33ZM125 62H124V65L122 67L119 66L121 68L119 70H122L124 66H126L128 68V64H127V62L126 63ZM132 62L134 63V62H136V60L132 61ZM132 62H130L129 65L133 67ZM144 62H145V60H144ZM245 62H247V64H245ZM97 63H96V65H97ZM9 64H7V65H9ZM28 64H30V63H27V66H28ZM25 65L22 66V64H21V66L24 68H25ZM262 65H264V64H262ZM98 66H100V65L98 64ZM105 66H107V64ZM117 66H118V64H117ZM130 66H129V68H130ZM140 66H142V64ZM3 67H5V66H3ZM37 67L35 68L36 70H37ZM95 67L97 68V66H95ZM111 67L112 66H110V68ZM151 67H153V66H151ZM93 68H94V70H93ZM108 68H109V66L107 67V69H105V68L104 69L108 70ZM116 68H118V67H116ZM144 68H145V66L143 67V69ZM112 69L114 70V68H112ZM112 69H111V71H113ZM133 69H135V68H133ZM133 69L130 68V70H133ZM105 70H104V72H105ZM115 70L117 71L118 69H115ZM125 70H126V68H125ZM125 70H123V72H126ZM183 70L185 71V73H182ZM37 71L39 72L40 70L38 69ZM93 71H95L96 73L95 72L93 73ZM99 71H100V69H99ZM111 71H109V72H111ZM66 72L69 73V75L68 76L64 75V77L67 76L66 80H64V79H62V76ZM90 72H92L91 76L89 75ZM130 72H132V71H130ZM139 72H142V71H139ZM149 72H151V71H149ZM27 73H29V71H27ZM128 73L127 74L125 73L127 75V77H123V80L121 79V81H118L119 86L121 85V87H122L121 89H123V90L121 91V90H119L120 89L119 86H118L119 88L115 86L116 88H118V89H115V90H118V92L119 91L120 92L125 91L124 90L125 88H123V87H125V86H123L124 83L126 85V82H127L129 84V85L128 84L127 85L130 86V82H132V79H129V78H134V77H132L134 74L129 75V77H128ZM24 74H26V73H24ZM135 74H137V73H135ZM142 74H143V72H142ZM209 74H207V75H209ZM117 75H118V73H117ZM117 75H115V76H117ZM146 75H148V74H145V76ZM188 75H190V73ZM23 76H25V75H23ZM23 76H21V77L23 78ZM37 76L38 75H36V77ZM115 76H114V79H115ZM118 76L120 78V76H122V74L119 73ZM143 76H144V74L142 76H140V78ZM161 76H159V77H161ZM244 76H246V77L250 76V77L246 78ZM186 77H188V76L186 75ZM242 77H240L239 79H241ZM217 78H219V77H217ZM118 79H115L116 82ZM128 79L130 81H128ZM187 79L189 80V78H187ZM27 80H29V78ZM115 80H113V81H115ZM156 80H159V78L158 79L156 78L155 81ZM29 81H31V80H29ZM90 81H91V79H90ZM135 81L136 80H134L133 83H135ZM137 81H139V80H137ZM144 81H143V84H144ZM111 82H112V80H111ZM116 82L114 84H117ZM190 82L191 81H188L187 83L191 84ZM242 82L243 81L241 80L238 83L241 84ZM245 82H243V83L245 84ZM32 83H34V82H32ZM97 83H99V82H97ZM101 83L102 82H100V84ZM176 83H175V85H176ZM200 83H202V82H200ZM228 83H229V81H228ZM231 83L234 84L235 82L233 83L231 81ZM238 83H237V85H235V87H232L233 85H231L232 89L231 88L230 89L231 90H234V88L237 89V86H239ZM95 84L96 83H94V86H95ZM110 84L113 85V83H110ZM110 84H107V85H110ZM155 84H158V83H155ZM225 84L226 83L224 82V86H225ZM32 85H34V84H32ZM39 85H40V83L38 84V86ZM83 85H84V87H83ZM112 85H111V87H112ZM168 85H167V87H171V84L169 86ZM228 85H227L228 87L227 86H225V87H227L229 89L230 84H228ZM261 85H264V84L261 83ZM10 86H12V85H10ZM19 86H21V85H19ZM100 86L102 87V85H100ZM242 86L240 87V89L242 88ZM15 87H17V86H15ZM97 87L98 86H95L94 91ZM108 87H110V86H108ZM189 87H191V85ZM258 87H260V85ZM80 88H82V89L80 90ZM128 88H130V87H126V89H128ZM138 88L139 87H137L136 89H138ZM160 88H162V89L159 92ZM176 88L178 89V87H176ZM243 88H242V90H243ZM228 89L227 90L224 89L225 92L228 91ZM255 89H256V87H255ZM111 90L112 89H110V91L108 90L109 93L112 92ZM132 90H134V89L132 88ZM132 90H129V91H132ZM187 90L188 89H186V93H187L185 95L186 97H187V95L189 96V93L192 89H189L190 91L188 90L189 93ZM97 91H98V88L96 90V93H97ZM171 91H174V90H171ZM12 92H13V94L10 95L11 93H9L8 94L9 98L6 99V101H7L6 104L8 105L7 108L15 107V105L19 102L22 95L24 94V91H22V89H21V91H19L17 93L16 92L14 93V91H12ZM106 92H107V90H106ZM118 92L116 93V91H115L116 94H119ZM251 92H253V91H251ZM101 93L104 94L105 92L101 91ZM85 94L87 95L86 96L87 98H88V94H90L91 97L93 96V95H91L92 91H91V93H88V91H87V92H85ZM85 94H84V96H85ZM129 94H134V93L130 92ZM140 94H142V92ZM177 94H181V93L178 92ZM221 94H222V92H221ZM223 94L225 95L226 93L223 92ZM28 95H29V93H28ZM101 95H100V98L102 96H104V95H102V96ZM169 95H171V94H169ZM197 95L199 97L198 92L196 93V95H194V97L197 98ZM228 95H229V93H228ZM190 96H191V93H190ZM94 97L95 96H93L92 98H94ZM107 97H108V95H107ZM116 97L112 96L111 98H109V97L108 98L112 99V98H116ZM127 97L128 96L126 95L125 98L129 99V97L128 98ZM132 97H133V95H132ZM149 97H146V98L149 100ZM164 97H165L164 99L167 98L166 96H164ZM100 98H98V101ZM123 98H124V96H123ZM162 98H163V96H162ZM199 98H197V99H199ZM263 98L264 97H262L260 100L262 101ZM78 99H79V97H78ZM89 99L90 98H88V100ZM109 99H108V102H109ZM116 99L114 101H116ZM164 99H163V101H164ZM179 99L181 100L182 98H179ZM225 99H223V100H225ZM227 99H229V98H227ZM82 100L85 101V98H83ZM195 100L196 99L193 98V101H195ZM94 101H90V104L95 105ZM101 101H102V98H101ZM101 101L99 103H101ZM126 101H128V100H126ZM135 101H128V110L123 111V112L131 113L130 117H133L132 115H134V113H133L134 109H135L134 104L136 103V105H138L137 104L138 102L136 99H135ZM143 101H141V103H145L146 100L144 102ZM261 101H259L258 104L255 106L254 111L252 112L251 115H247L245 118H243V123H247L249 121V119L252 117V115L254 116L257 112L264 110V100L262 102ZM79 102H80V99H79ZM79 102H77V104H80ZM123 102H125V99ZM182 102H184V101H182ZM185 102H187V101H185ZM200 102H202V103H199V104H203V101H200ZM71 103L72 102H70V104ZM165 103H166V101H165ZM165 103L162 102V104L166 105L167 103L166 104ZM190 103H192V102L190 101ZM190 103H188V104L190 105ZM152 104L153 103H151V105ZM80 105H82V103ZM96 105H98V104L96 103ZM105 105H106V103H105ZM189 105H184V106H189ZM192 105H194L193 103L191 104V107L194 108V106H192ZM197 105H198V103H197ZM101 106H103V105H101ZM101 106H98V107L102 108ZM202 106L200 107V109H202ZM226 106H228V105L226 104ZM88 107H89V105H88ZM137 107H140V106H136V110H137ZM165 107H163V108H165ZM197 107L199 108V106H197ZM197 107L195 104V108H197ZM100 108H98V109H100ZM175 108H178V107H175ZM180 108H178V110H180ZM183 108L184 107L182 106L181 109H183ZM185 108L183 109L184 110L183 115H187V116H189L188 114H192V113H188V112H193V114H194L198 111V108H197V111L194 112V111H190V109H191L190 107H187L190 109H186L188 111L186 112V114H184L186 111ZM23 109H25V108H23ZM143 110L144 109H141V111H143ZM78 111L79 110H77V112ZM141 111L139 113H141ZM180 111H182V110H180ZM123 112H122V114H123ZM180 113L181 112H179V114ZM14 114H15V112H14ZM77 114H79V113H77ZM80 114L78 115V117L74 118V120H76V119L78 120L80 118L79 122H77L78 124H80V121H81V117H79ZM260 114H262V113L260 112ZM260 114H259V116H260ZM59 115L63 116V114H59ZM195 115H198V113H196ZM62 116H61V118H62ZM135 116H136V114H135ZM57 117H56V119H57ZM71 117H69V118H71ZM194 117H196V116L193 115L192 118L194 119ZM198 117H199V115L197 116V118ZM262 117H264V114L262 115ZM118 118H119V116H118ZM189 118H191V117L189 116ZM126 119H127V121H129L127 117H126ZM74 120H72V121H74ZM195 120H196V118H195ZM198 120L200 121V118ZM59 121H60V119H59ZM59 121H55V122L58 123ZM107 122H105V123H107ZM188 122H189V119H188ZM173 123H175V122H173ZM193 124H191L190 126H193ZM196 125H197V123H196ZM53 126H55L54 123H53ZM92 128H93V126H92ZM98 129H99V127H98ZM51 130H50L51 133H53L52 131H54V130L57 131L56 128L52 131ZM160 132L162 133V136L160 137L161 139L157 138V141L166 140V141H164L165 143L163 142L164 144H162V145L160 143L158 144L157 141L154 140V138H155L154 135H152L154 133H156V134L158 133L157 135L160 136ZM91 133H93V130ZM48 134H50V133H48ZM61 134H63V133H61ZM106 136H108V135H106ZM45 137H44V139H45ZM57 137H51V138L54 140H57ZM108 137H110V136H108ZM47 139H48V137H47ZM173 139L178 141V142L173 143ZM221 139H218V140L221 141ZM208 141H210V140H207V142ZM39 142L41 144V141H39ZM217 143H218V141H217ZM43 144L41 145V147L43 146V148H45L46 144L44 142H43ZM48 144H49V142H47V145ZM37 145H39V144H37ZM210 146H211V148L213 147V140H212V144H210ZM45 149H47V148H45ZM45 149H43V150H45ZM51 149H48L45 152H48ZM212 150H215V147ZM261 151H262V149H261ZM33 152L36 154H34ZM31 153L33 154V156L31 155ZM29 154L31 157L29 156ZM47 154L48 153H44V155H46V156H47ZM65 154H68V155L71 154V155H69L68 158H62L63 155H65ZM27 155L30 159L29 158L26 159ZM262 156H261V158H262ZM86 157L87 156H85V158ZM105 157H106V155H105ZM63 159H68V161L67 160L63 161ZM118 164H120V163H118ZM181 164H182V162H181ZM181 164H179V165H181ZM15 165H18L20 167V169L22 168V171H25L28 174H30L31 179H33V184H28V185L26 184L25 186H27V187L21 188L22 192L21 191L17 192L19 190L18 188L15 187V186H17L16 185L17 183H16V181H13L12 176H10V174H9V173H11V171L13 172ZM188 165H187V167H184V168L188 169L189 168ZM93 166L95 167V165H93ZM193 167H194L193 165H192V167L190 166V168H193ZM190 170H192V169H190ZM224 171L225 172L227 171V173L224 174L225 173ZM76 172H78V171H76ZM229 174H231V173H229ZM175 178H177V177H175ZM177 179H179V178H177ZM79 180H81V179H79ZM180 180H182L181 176H180ZM191 180H193V179H191ZM229 181L230 180L226 181V183L230 185L231 182H233L235 180H233L231 182H229ZM14 182L16 184H14ZM177 183H179V182L177 181ZM185 183H187V181ZM239 183L235 182L236 185ZM232 184L234 185V183H232ZM53 186H54L55 190H56V188H58L56 186V184ZM184 186H186V185H184ZM184 186H182L181 188L185 189ZM194 186H196V185H194ZM235 187H237V186H235ZM181 188H180V190H181ZM175 189H177V188H175ZM184 189H182V190H184ZM55 190H53V191H55ZM66 190L67 189L61 190L60 194L61 193L65 194L64 191H66ZM229 190H231V189H229ZM37 192H39V190ZM175 192H178V191L176 190ZM32 193L34 194V192H32ZM60 194H59V197H60ZM225 194H227V193H225ZM27 195H25V200L27 199L26 201H28V198L26 197ZM190 195H193V194H190ZM83 197H84V195H83ZM191 197H193V196H191ZM238 197H239L238 194L233 193V195H230V197H226L225 199L227 201H229L231 199L236 198L235 200H237ZM239 198L241 199V197H239ZM20 199L21 198H19L18 200H20ZM60 199H61V197H60ZM84 199H85V197H84ZM193 199H191V200H193ZM23 200H22V202H23ZM25 200H24V202H25ZM80 200H82V199H80ZM83 200L79 201V202L78 201L77 202L75 201V202L80 204L83 202ZM18 203H20V202H18ZM28 203H27V205H28ZM101 204H102V202H101ZM222 205H223L222 207L225 206L224 204H222ZM8 206H10V207H8ZM70 206H71V204H70ZM196 206H195V208H196ZM189 207H191V206H189ZM187 210H188V207H187ZM93 211H95V209L92 210L91 207H87V212L89 214H91ZM165 212H167V211H165ZM7 213L9 214V212H7ZM68 213H70V212L68 211ZM162 213H164V212H162ZM171 213L169 212V214H171ZM187 213H188V211H187ZM239 213L242 214V216L244 217V220L246 222L245 227L247 229H245L242 232V234L240 236H238V238L236 240L233 241L234 238H232L233 242L230 243V245H229L230 247H229L228 252L227 253L224 252V254L226 253L227 257H229L228 258L229 262L227 261L225 264H260V263H263L264 259H263L262 253H264V252H261L263 250H261V248L259 246L260 242L257 238H255L256 240L251 238L248 230L253 229L254 226L255 227L257 226L258 227L257 229H263L264 228V218L261 219L262 217L260 216V215H263V213H264V194L256 197L255 200L253 201V204L246 206L245 208L240 210ZM10 216H12V214H10ZM64 216L65 215H63V217ZM204 216H205V214H204ZM6 217H5V219H6ZM169 217H171V216H169ZM258 217H261V218L259 219ZM60 218L61 217H58L59 220H57V223L59 224V226H67L66 220L68 219V215L65 216L64 218H61V219ZM171 219H173V218H170V220ZM2 220H3V217H2ZM10 221H13V220L11 219ZM75 222L78 225H80L79 227H81V228L83 227V225L89 223V222L86 223L85 221L82 222L80 219L75 220ZM53 223H55V222H53ZM1 224H2V222H1ZM11 225H12V223H10V226ZM3 226H5V225L2 224L1 227H3ZM10 226L7 225V227H10ZM52 227H54V226H51V228ZM13 228H11V231H13ZM0 230H1L0 233L4 232L2 230V228ZM7 231H10V230H7ZM11 231L8 232L9 233V236H8L9 239L7 240V242L8 241L10 242L11 239H13L12 238L13 235H12ZM29 231L27 230V232H29ZM79 231L82 232L81 229ZM80 232H78V233L80 234ZM133 232H134V230H133ZM74 233L77 235L78 234L77 230ZM5 236H7V235H5ZM106 239H107V237H106ZM263 239L264 238H262V240ZM92 240L96 241V240H98V238H96L94 235L92 237ZM2 242H4V241H2ZM2 242H0V254H1L2 250L6 251V252L8 250V249H5V250L3 249V246L1 245ZM7 242H4V243L6 244ZM9 242L7 244H9ZM13 242H15V240ZM5 244H3V245L5 246ZM11 244H13V243H11ZM261 244H263V243H261ZM7 247H9V246L7 245ZM7 247L5 246L4 248H7ZM262 247H264V246H262ZM215 248H216V246H215ZM10 251H12V250H10ZM11 253H13V252H11ZM204 253L207 254L208 252L204 251ZM218 253L216 251L211 250V252L208 253L207 255L205 254L203 256V254H201V256L199 255L200 259L199 260L197 259L196 264H204L205 261H213L214 262V261H218V260H221L223 258H226V256L224 254H223L224 256L222 255L223 252L222 253L220 252L219 254ZM261 254H262V256H261ZM11 255H13V254H11ZM11 255H8V260L10 259L9 257ZM4 256H6V253ZM4 256L2 255L1 259ZM13 257H14V255H13ZM13 257H12V259H13ZM5 258L7 261V256ZM5 258H4V260H5ZM154 258L155 257H153L152 259L154 260ZM9 263H13V262H10V260H9ZM97 263L99 264V262H97V261H96V263L93 262L90 264H97ZM0 264H4V263H0ZM6 264H8V262Z\"/></svg>", "mask_w": 264, "mask_h": 264}]
</instances>
